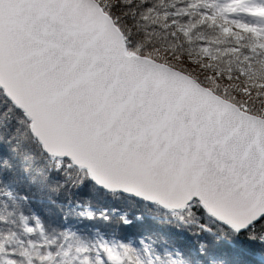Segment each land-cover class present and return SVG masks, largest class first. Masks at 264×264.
I'll use <instances>...</instances> for the list:
<instances>
[{"label":"snow or ice","instance_id":"6c2138e0","mask_svg":"<svg viewBox=\"0 0 264 264\" xmlns=\"http://www.w3.org/2000/svg\"><path fill=\"white\" fill-rule=\"evenodd\" d=\"M0 264H264V0H0Z\"/></svg>","mask_w":264,"mask_h":264}]
</instances>
